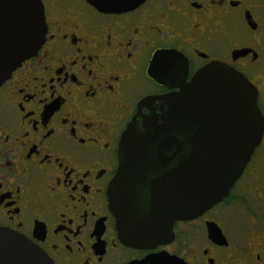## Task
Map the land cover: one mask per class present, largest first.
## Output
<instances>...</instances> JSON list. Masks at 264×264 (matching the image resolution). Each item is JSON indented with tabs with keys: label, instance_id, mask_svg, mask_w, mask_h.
<instances>
[{
	"label": "flooded vegetation",
	"instance_id": "af4514ba",
	"mask_svg": "<svg viewBox=\"0 0 264 264\" xmlns=\"http://www.w3.org/2000/svg\"><path fill=\"white\" fill-rule=\"evenodd\" d=\"M42 1L46 41L0 86V227L33 241L54 264H139L152 256L264 264V136L224 201L176 220L171 235L147 245L121 233L123 182L115 188L120 142L140 103L180 92L182 61L155 68L161 83L151 75L158 53L185 57L187 82L213 62L238 71L257 89L264 115V0H146L123 12L88 0ZM170 149L167 166L152 161L140 170L146 176L131 177L145 209L149 185L181 158ZM214 224L224 243L210 235Z\"/></svg>",
	"mask_w": 264,
	"mask_h": 264
},
{
	"label": "water",
	"instance_id": "95a60500",
	"mask_svg": "<svg viewBox=\"0 0 264 264\" xmlns=\"http://www.w3.org/2000/svg\"><path fill=\"white\" fill-rule=\"evenodd\" d=\"M88 1L102 11L123 12L146 0ZM47 30L42 0H0V86L36 55L46 41ZM179 58L182 70L176 87L180 92L144 99L120 142L115 188L124 185L126 204L119 209V229L133 244L147 245L166 238L173 233L176 220L195 218L224 201L264 136L258 91L231 67L213 62L187 82L185 57L168 51L155 56L151 75L164 83L155 70L169 65L164 61ZM171 145L181 158L149 185V207L145 209L139 198L133 197L131 177L146 176L140 170L151 168L152 161L167 166L171 159L165 154L172 150ZM152 150L156 158L150 156ZM210 235L220 243L226 241L216 224L210 225ZM163 260L173 263L166 257L152 256L139 264H161ZM0 264L54 262L24 235L0 227Z\"/></svg>",
	"mask_w": 264,
	"mask_h": 264
},
{
	"label": "rangeland",
	"instance_id": "374dc122",
	"mask_svg": "<svg viewBox=\"0 0 264 264\" xmlns=\"http://www.w3.org/2000/svg\"><path fill=\"white\" fill-rule=\"evenodd\" d=\"M240 187V186H239ZM234 220V219H233ZM228 227L232 230V231H238L240 230V223H237L236 221H229L228 222Z\"/></svg>",
	"mask_w": 264,
	"mask_h": 264
}]
</instances>
